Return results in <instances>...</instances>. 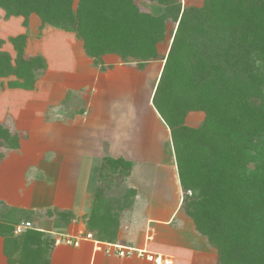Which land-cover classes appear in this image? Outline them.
<instances>
[{
    "label": "trees",
    "instance_id": "16d2710c",
    "mask_svg": "<svg viewBox=\"0 0 264 264\" xmlns=\"http://www.w3.org/2000/svg\"><path fill=\"white\" fill-rule=\"evenodd\" d=\"M137 1L0 0V7L7 17L23 16L26 23L36 13L42 27L74 32L102 70L106 53H116L125 62L132 58L141 67L158 60L156 45L165 40L171 23L172 42L161 57L165 66L152 100L171 132L185 193L183 210L216 250L217 264H264V0H204L201 6L145 0L163 6L160 15ZM25 39L22 34L11 38L15 60L0 51V77L15 76L23 83L10 87L33 89L46 61L42 55L24 57ZM181 90L188 95L186 101ZM189 111L206 112L199 127L184 125ZM4 124L0 122V139L18 147ZM132 167L130 161L107 158L102 171L118 178ZM62 214L69 221L74 218ZM1 228L28 262L25 254L31 245L45 249L54 244L37 229L12 238L14 226ZM110 229L104 225L97 237L114 242Z\"/></svg>",
    "mask_w": 264,
    "mask_h": 264
},
{
    "label": "crops",
    "instance_id": "0c3cea01",
    "mask_svg": "<svg viewBox=\"0 0 264 264\" xmlns=\"http://www.w3.org/2000/svg\"><path fill=\"white\" fill-rule=\"evenodd\" d=\"M11 19L20 22L19 17ZM41 32L36 42L30 37L27 51L46 61L34 88L8 86L15 76L0 78V122L24 134L17 150L0 149V264H153L136 256L97 251L92 240L78 248L31 245L25 254L28 262L20 246L14 247L1 232L6 224L15 227L30 221L32 227L21 234L37 229L53 239L64 228L54 219L58 210L75 215L65 228L69 232L62 233L92 232L104 244L147 249L171 258L172 264H217L216 250L183 210L185 193L169 127L151 103L169 141L153 137L152 130L149 136L145 130L146 139L141 140L143 126L128 121L126 103L117 97V86L122 88L120 83L129 76L125 73L133 72L137 78L157 61L141 67L137 61L125 62L116 53H106L102 70L74 32L49 24ZM133 116L139 124L145 119L140 108ZM199 118L188 117L191 122ZM107 158L130 161L133 167L118 178L106 176L102 164ZM21 212L25 220L17 222ZM104 225L115 233L114 242L97 237ZM21 234L14 232L12 238Z\"/></svg>",
    "mask_w": 264,
    "mask_h": 264
},
{
    "label": "rangeland",
    "instance_id": "374dc122",
    "mask_svg": "<svg viewBox=\"0 0 264 264\" xmlns=\"http://www.w3.org/2000/svg\"><path fill=\"white\" fill-rule=\"evenodd\" d=\"M182 1L186 5H194V6H201L204 2V0H182ZM137 4H140L143 9L144 8L147 9L148 11L153 13L154 15H160L163 13V6H161L160 4H158L156 2H148L145 0H141V1H137ZM11 17H19V21H20L19 23L20 24L16 20H12ZM11 17H7L5 9L0 7V40L2 41V43L0 44V51L8 53L11 56L12 60H15L17 57V50H16L14 43L11 42V38L22 34V35H25V37H26L25 44H24V51H25L24 57L29 58L31 56L40 55V54H28L30 37L33 35L34 42H36V40L40 38L41 33H42L41 32V29H42L41 20H40L39 16L36 13H32L26 19V23H25V18L23 16H11ZM33 18L35 20H33ZM22 27L24 28L23 30H22ZM172 27H174V26L171 23H169L167 25L165 40L157 43V45H156L157 53L160 55V58H158V60H153V61H157V62L150 64L148 69L145 72H142L141 73L142 75L138 76L137 78H135V77H133V75H131V74H133V72H129L130 74L125 73L124 75H129V76H125L126 80L124 79V82L120 83V85H121L120 87H122V88H118V86L116 88V92L119 91L117 97L121 96V98H123L124 102L126 103L124 105V109L126 110L128 121L130 123H132V125H135V126L138 125L137 128H139V126L140 127L143 126V128L141 129V136L140 137H142L145 134V130H146V135L149 136V134H150L149 131L152 130L153 137L157 138L158 136H161V139H163V142H164V140H167V141H169V140L163 134V128H162L160 120H159V119L162 120L163 118L161 117V115L158 112H156L158 114V115L156 114L157 117H159V119H158L154 114V109L152 107L154 105L150 106L151 103H153L152 98H151L152 102L150 100V92L154 86L153 84H154V81L156 80L158 70L161 68V71H160V74H161V72L165 66V59L164 58L162 59L161 57L167 56V54L169 52V48H170V45L172 42V37H171ZM34 42H32V44ZM17 44L19 46H21L20 42H17ZM61 53H64L63 48H62ZM101 60H102V58H101ZM129 60H130L129 62L133 61L132 58H130ZM161 65H162V67H161ZM42 74H43V72H42ZM42 74L39 77V79L42 77ZM138 74H140V73H138ZM119 76H121V75H119ZM0 78H9V77H0ZM127 78L128 79L130 78L131 81H129ZM21 81L22 80L18 79V78H16V79L11 78L7 83H8V86H13L14 83H19V84L23 83ZM180 92L183 94L182 101H186L188 99V95L183 90H181ZM179 101H181V100H179ZM136 108H140L142 115L145 116L143 123H141L144 125L139 124V122H140L139 119H136L133 116ZM107 113L111 114L110 111H108ZM189 115H196L200 118L198 121L196 120V121L191 122L188 119ZM205 118H206V112H204V111H189L186 113V115L184 117V125L191 126V127H199L204 122ZM163 121L164 120H162V122ZM145 127H146V129H145ZM12 131H13V135L16 136L15 138L18 139L16 141L14 139L12 144H15L17 141L19 142L20 138L24 137V134L22 133L21 130L15 131V129H14ZM133 133H134V131L132 132V135H133ZM146 135H144L141 138V140L146 139ZM4 147L10 148L12 150H17L19 148V144H18V147L12 148L8 144H6V140L4 138H1L0 139V149H2V151H3ZM118 181H119V179L116 182H118ZM200 183H201V180L199 181V184ZM192 194H193V192L189 191L188 196L191 197ZM63 212H67V211L58 210L55 213H53L54 219L56 220L57 225L59 227H64V228H60L59 229L60 231L69 232L65 228L69 227L68 223L73 222L75 219H71L70 221L67 220L66 219L67 217L62 214ZM68 212L72 213L71 211H68ZM72 214L75 217L74 213H72ZM24 215H26V214L23 212H21L20 214L17 213V217H16L17 220L16 221L18 222V221L25 220ZM191 219L194 222V219L192 217H191ZM52 246L55 247L54 244Z\"/></svg>",
    "mask_w": 264,
    "mask_h": 264
},
{
    "label": "built area",
    "instance_id": "2783aa9c",
    "mask_svg": "<svg viewBox=\"0 0 264 264\" xmlns=\"http://www.w3.org/2000/svg\"><path fill=\"white\" fill-rule=\"evenodd\" d=\"M32 227L31 222L26 221L15 226V234H21L25 229ZM54 246H68L72 248H78L84 241H94V249L97 251H103L107 254L116 253L120 257H138L144 258L153 264H172V259L164 257L163 255L156 254L147 249L136 247H125L117 243H102L94 237L92 232H82L80 234L60 233L58 232L54 236Z\"/></svg>",
    "mask_w": 264,
    "mask_h": 264
}]
</instances>
